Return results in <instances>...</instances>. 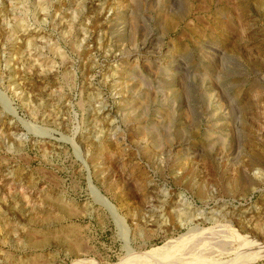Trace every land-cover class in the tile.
<instances>
[{
    "label": "rangeland",
    "instance_id": "374dc122",
    "mask_svg": "<svg viewBox=\"0 0 264 264\" xmlns=\"http://www.w3.org/2000/svg\"><path fill=\"white\" fill-rule=\"evenodd\" d=\"M0 75V264H264V0H0Z\"/></svg>",
    "mask_w": 264,
    "mask_h": 264
},
{
    "label": "bare ground",
    "instance_id": "6f19581e",
    "mask_svg": "<svg viewBox=\"0 0 264 264\" xmlns=\"http://www.w3.org/2000/svg\"><path fill=\"white\" fill-rule=\"evenodd\" d=\"M45 4V3H44ZM38 5V4H37ZM22 6V5H21ZM41 6V5H40ZM82 6V5H81ZM77 7V6H76ZM83 7V6H82ZM242 8V7H241ZM42 9H43V7H42ZM44 10V9H43ZM45 11V10H44ZM239 11V10H238ZM241 11V10H240ZM73 12H75L74 10H73ZM75 14L76 13H74V15H73V17L75 16ZM19 24V23H18ZM71 25V24H70ZM23 26V25H22ZM72 26V25H71ZM134 27H136V26H134ZM13 29V28H12ZM137 29V28H136ZM71 30V29H70ZM10 32V31H9ZM12 32V31H11ZM27 36H28V34H27ZM26 36V37H27ZM74 36V35H73ZM25 37V38H26ZM76 37H78V36H76ZM79 41H81V38H79L78 39ZM143 43V45H144V42H142ZM148 44V43H147ZM70 45H71V48L72 47H74L75 49L77 48L78 49V47H79V43H76V42H72V43H70ZM153 45V44H152ZM81 46V45H80ZM133 46V45H132ZM135 47V46H134ZM74 48H73V51H74ZM52 50H53V48H52ZM57 50V49H56ZM76 51V50H75ZM79 51H81V50H79ZM79 51H77V53H79ZM157 52H158V50H157ZM59 53V52H58ZM146 53V52H145ZM80 57H81V55H80ZM135 59V58H134ZM146 60H145V64L143 63V65H148V64H150L149 63V61L147 60V58H145ZM130 62V61H129ZM131 65V64H130ZM143 65H141V67L143 66ZM154 65H156L155 63H154ZM135 66V65H134ZM136 67H137V64H136ZM157 67V66H156ZM159 67V66H158ZM140 68V67H139ZM155 72V71H154ZM1 76V75H0ZM11 77V76H10ZM137 78V77H136ZM10 82V81H9ZM12 83H13V81H12ZM115 85H116V87H118L117 86V83L115 82ZM120 85V84H119ZM121 86V85H120ZM119 86V87H120ZM123 86V85H122ZM126 86V85H125ZM14 87V86H13ZM118 87V88H119ZM141 87L142 86H140V88L139 89H137V91L135 92L136 94L138 93V94H141V93H143L142 91H141ZM121 88V87H120ZM124 88V87H123ZM18 89V88H17ZM17 91V90H16ZM15 92V91H14ZM63 92V91H62ZM146 96V95H145ZM144 98V97H143ZM145 99V98H144ZM22 101V100H21ZM27 102V101H26ZM144 102V101H143ZM33 110V109H32ZM142 110V109H141ZM99 116V115H98ZM39 117V116H38ZM130 117V116H129ZM160 119V118H159ZM133 120V119H132ZM157 121H159V120H157ZM133 125V124H132ZM140 127V126H139ZM134 128H135V126H134ZM133 128V129H134ZM138 130V129H137ZM111 134V133H110ZM210 134V133H209ZM89 144V143H88ZM39 148V147H38ZM84 159V158H83ZM20 194V193H19ZM22 194V193H21ZM24 194V193H23ZM48 196V195H47ZM57 196V195H56ZM96 196H97V201L102 205V206H104V207H108L109 209H112V207H111V205H110V203L103 197V196H100L99 194H97L96 193ZM45 197H46V194H45ZM50 197V196H49ZM59 197V196H58ZM54 198H56V197H54ZM55 203H56V205H58V207L61 209V210H63L64 211V213H67V211L69 210V206H68V204L63 200V199H61V197H60V199H52ZM17 205V204H16ZM51 208V207H50ZM52 209V208H51ZM50 209V210H51ZM60 209H59V211H60ZM21 211H22V209H20ZM19 210V211H20ZM26 210V209H25ZM62 212V211H61ZM69 212V211H68ZM24 213V212H23ZM30 213V212H29ZM28 213V214H29ZM64 213H63V216H64ZM70 213V212H69ZM27 214V215H28ZM31 214V213H30ZM33 214H35V213H33ZM71 214V213H70ZM73 214V213H72ZM32 215V214H31ZM59 221V220H58ZM258 227V226H257ZM50 228V227H49ZM207 231V230H206ZM263 231V230H262ZM32 233V232H31ZM224 234V233H223ZM191 235V234H190ZM183 238V237H182ZM45 242L46 240L44 239V240H42V241H36V242H33L32 244L33 245H35V246H37V245H40L42 242ZM3 243V242H2ZM79 245V244H78ZM157 252V251H156ZM211 254V253H210ZM203 256V255H202ZM151 258V257H150ZM159 258V257H158ZM157 258V259H158ZM137 259V258H136ZM156 258H155V260H157ZM150 260V259H149ZM153 260V259H152ZM154 260V261H155ZM152 262V261H151ZM153 263V262H152ZM191 264V263H190Z\"/></svg>",
    "mask_w": 264,
    "mask_h": 264
}]
</instances>
